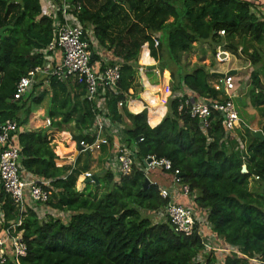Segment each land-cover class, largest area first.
Instances as JSON below:
<instances>
[{
	"label": "trees",
	"instance_id": "1",
	"mask_svg": "<svg viewBox=\"0 0 264 264\" xmlns=\"http://www.w3.org/2000/svg\"><path fill=\"white\" fill-rule=\"evenodd\" d=\"M72 1L83 3L80 21L85 27L91 26L97 43L108 49L119 48L121 80L116 92L106 94L107 118L113 125H125L123 139L137 150V161L128 175L115 176L107 169L102 176L95 174L98 184L89 183L92 187L87 185L84 190L77 188L88 165L81 169L58 164L50 129L27 127L33 104L40 105L49 94L48 89L36 94V88L46 82L45 77L37 76L25 96L14 97L21 77L44 65V51L54 38V20L44 13L41 0H0V31L7 27L0 32V124L8 120L18 124L15 143L21 152V175L50 180L53 189L46 204L32 202L25 210L1 193L4 226L20 220L15 233H22L27 246L26 256L4 264L264 262V139L246 128L244 132L236 129L229 136L224 118L216 110L204 130L187 107L179 110V96L170 97L169 110L156 126L149 124L147 110L132 113L126 104L131 89L133 94L141 90L137 62L143 47V61L159 62L161 70H170L174 94L191 92L199 100L223 101L226 96L213 86L215 76L206 65L186 71L184 57L196 42H209L214 54L217 47L237 54L242 42H250L256 45L253 51L243 49L254 66L249 95L264 115V49L259 46L264 45V15L254 11L255 1ZM221 30L225 35H220ZM154 36L160 40L158 46ZM173 64L175 69L170 68ZM257 64L260 66L256 68ZM48 86L51 129L62 130L63 124L73 122V133L93 142L96 106L87 99L85 85L78 79L60 81L53 77ZM57 117L61 119L54 120ZM262 128L264 132V123ZM243 141L245 150L240 146ZM151 155L170 159L173 169L183 174V183L189 185L186 197L190 202H180L198 215L192 235L175 231L166 216L153 219L169 199L161 196L158 184L145 186L144 167ZM252 179L257 182L253 189ZM101 186L104 190L99 194ZM54 211L69 215V219L64 220ZM202 225L210 226L221 250H214L210 243L211 248L207 247L200 232Z\"/></svg>",
	"mask_w": 264,
	"mask_h": 264
},
{
	"label": "built area",
	"instance_id": "2",
	"mask_svg": "<svg viewBox=\"0 0 264 264\" xmlns=\"http://www.w3.org/2000/svg\"><path fill=\"white\" fill-rule=\"evenodd\" d=\"M256 1V0H253ZM83 10V3L72 0H43V11L54 20V38L47 46L44 53L46 61L42 67H37L28 75L21 77L16 85L14 97L20 99L32 88L37 76H44L47 85L51 79L56 77L60 81L78 79L86 87V97L95 103L96 124L94 126L95 140L87 142L84 137L80 142L83 152L100 150L103 146L113 143L115 154L109 168L115 176L128 175L132 172L136 163V149L129 146L123 139L118 125L110 123L107 118L106 94L109 91L116 92L121 80V65L97 67L93 61V30L85 27L80 21V13ZM220 35H225L221 30ZM155 45L160 40L153 37ZM60 49L63 53L61 62L53 65L50 53ZM159 73V72H158ZM217 90H222L226 99L199 100L191 92L170 93L171 96H179V110L187 107L192 117H198L201 127L206 130L210 126V117L214 110L218 111L224 118V125L227 134L233 135L240 127L241 118L235 107L233 98L238 96L237 80L234 73H225L217 82L213 83ZM123 102H119L122 106ZM46 125H51V119L46 120ZM18 124L16 121L8 120L0 124V195L6 193L22 210L28 199L39 204H46L53 193L50 180H43L36 177L32 179L21 175L20 147L15 143L18 135ZM111 136L113 141L110 140ZM141 140H143L141 138ZM145 171L151 183L158 184L160 194L163 198L169 199L165 209L162 211L166 219L174 227L175 231L192 235L196 230L198 215L195 210L176 200V190L188 195L190 187L182 181L180 170L173 169V163L166 157L151 155L146 159ZM169 171L171 185L167 187L158 179L149 177L151 171ZM85 178H92L93 174L86 172ZM150 183V184H151ZM175 187V188H171ZM52 189V190H51ZM4 210L0 202V264L6 263L9 259L17 262L20 257L27 255V246L23 241L22 233H15L21 224L20 220L4 226ZM201 232V231H200ZM207 247L211 248L208 243ZM215 249V248H214ZM258 264L264 262L258 259Z\"/></svg>",
	"mask_w": 264,
	"mask_h": 264
},
{
	"label": "crops",
	"instance_id": "3",
	"mask_svg": "<svg viewBox=\"0 0 264 264\" xmlns=\"http://www.w3.org/2000/svg\"><path fill=\"white\" fill-rule=\"evenodd\" d=\"M41 1L43 3V0H41ZM254 5H255L254 6V11L257 12L258 14H263L264 15V0H256ZM108 44H109V42H108ZM92 45H93V51H94V53H93V61L97 65V67L103 68L105 66H108L107 61H109V63L114 62L115 65H117V64L121 65L122 58L118 57V55H117V53L119 52V48L114 47L112 49H108L105 45L104 46L99 45L97 43V40L94 37H93ZM143 50H145V47H143L140 50V54H139V61L140 62L139 61L137 62V64H138V67H137V69H138V80H139V82L141 84V90H139L137 93L133 94L134 91H133V89H131L130 90V96H129L126 104H127L128 109L132 113H140V112H142L144 110H147L149 124L151 126H156L157 124H159L161 122V120L164 118V116L167 114V112L169 110L168 109V100H170V97H172L170 93H173V91L170 90V87H171L170 86V79H171V77H170L169 70H167V69L161 70V68L159 66L160 65L159 62H153V61L145 62V61H143L142 58H141ZM221 52L225 54V58L220 59L223 62H220L219 69L215 68V69L211 70V73L215 76V78H214V79H216L215 82H217L221 78L220 76L217 75V73H228L229 71L235 70L236 73H234V74H235V77H236V80H237V86H238V89H239V77L237 76V72L239 70L237 68H239V67L235 68L233 65H231V62H232L231 55L232 54L229 51L223 50ZM239 54H240V52H238L237 54H233V55L236 56V55H239ZM62 58H63L62 51L60 49H57V50L53 51L50 54L49 61L53 65H55V64L61 62ZM237 61L238 60H236V59L233 60V64L235 66H237L236 65ZM225 63H227V64H225ZM192 69H189L188 67H186V64H185V70L186 71H190ZM166 72L169 73L168 76H167ZM251 77H252V75H251ZM45 89H48V91H49L48 93L49 94L46 95V97L44 98L42 103L45 101V99H49L48 108H47V111H49V109H50L51 92H50L49 86L46 84V82L41 84L40 87L36 88V94L40 95L41 93H43V91ZM238 89H237V93H238ZM164 93L166 94V96H165V99L162 100V102H163V105L165 106V113L162 115V117L160 118V120L158 122H156L154 124H151L150 118L151 117L156 118V116H157L156 113H155L157 111V109L154 108V105H153L154 98H157V99L163 98V94ZM249 97H250V95H249ZM250 99H251V97H250ZM251 101H252V99H251ZM252 104H253V101H252ZM253 106L254 107H252L250 111L248 110L249 113L252 115L251 117L253 118L251 123L250 122H245V120L240 117L242 121H241V124H240L239 128H242L243 124H244V127L242 128L243 132H244L245 128L247 129V131H250V130H262L263 131L262 125H263L264 121H261V117L259 116V112L257 110V109H260V110H262V109L257 107V106H255L254 104H253ZM47 119H51L50 116H49V112H47L46 118L44 119V125L41 126V127H46V128L49 127L50 128V126L46 125V120ZM60 119H61V117L54 118V120H60ZM117 125H118L117 127L121 131L122 135H124L123 134V128L125 127V125H121V124H117ZM28 128L29 129H37V128H32V125H30ZM38 128H40V127H38ZM58 131L69 132L70 129H66V128L62 127V130H58ZM70 135H71V133H70ZM74 135H76L75 131H74V133H72V137H71L73 142L68 144L69 145V148H68L69 151L68 152H65L63 150V148H66L65 146H62L61 147L62 151L58 152L57 146L55 145V143L54 142H51V143H52V145H55V150L54 151L59 156L58 164L68 165L65 161L62 160V158H64V159L70 161L69 164H72V165H74L76 167H79L81 169H83V167L88 165V170L83 171L82 176L80 177V179L77 182L78 185L79 184L83 185L82 189H80V190H84L86 188V186L89 184L87 182V180L89 178L85 180V184L82 182V180H83L82 178L84 177V174L86 172H90L93 175H95L96 173H99L102 176V172L109 168V165H110V163H111V161L113 159V155L115 154V150H114V146H112V148L110 149L111 145L110 146L109 145L103 146L100 150H98V152L96 153V155L98 156V161L97 162H100L102 164V171H100V172H95L94 171L93 172V171H91L92 170V167H91L92 165L90 166V164H89L90 161L93 159L91 153L81 151L76 156V158H74L75 153H76V140L73 138ZM66 138H68V137H66ZM240 146H241V149L245 150L246 149L245 141H243L240 144ZM104 147H107V150H105ZM83 153L86 154L87 158L89 159V163H86V162H83V161H79V159H80V157H81V155ZM243 166L246 167L245 164ZM246 171H247V168H246ZM24 177L28 178V179H32L33 178V176H31V175H24ZM153 177L154 178H151V179L162 180L163 185H166L167 187H170V185H171V175L170 174L162 173L161 171H155L153 173ZM251 181H254V180L252 179ZM256 186H257V182L255 181V187ZM171 188H175V187H171ZM176 192H177V194H176V200L177 201H183V202L184 201H186V202L188 201V202H190V199L187 198L186 195L182 194L181 192H178L177 190H176ZM27 200L28 201L26 202V204L24 206V210H25L27 204H30V205L33 204L32 203L33 201H31L28 198H27ZM157 216H158V219H160L161 217H165L163 212L157 213ZM209 230H210V226L209 225H208V227H206L204 225L201 226V235L203 236L205 242L208 243V244L209 243L212 244V246H215L214 248L216 249V251L221 250L222 248H220L217 245L218 242H216L215 236ZM213 241H214V243H213ZM219 252H221V251H219Z\"/></svg>",
	"mask_w": 264,
	"mask_h": 264
},
{
	"label": "rangeland",
	"instance_id": "4",
	"mask_svg": "<svg viewBox=\"0 0 264 264\" xmlns=\"http://www.w3.org/2000/svg\"><path fill=\"white\" fill-rule=\"evenodd\" d=\"M254 44H251L250 42H242L240 47H239V55L234 56L233 53H231V65H233L235 68L239 69L237 72V76L239 77V89H238V96L233 98L234 100V104L235 107L238 111L239 116L245 120V122H252L253 118L251 117L252 115L249 113V111L251 110L253 106L252 101L249 97V90L250 88L253 86V82H252V77H251V73L254 69L253 64L251 63L249 57L247 54H245L243 52V49H245L246 47L249 50V53H251L253 51L254 48ZM264 49V45H259ZM224 49L222 47H217L216 53L214 54L212 46L209 42H204V43H195L194 44V48L193 50L185 55L184 59H185V64L186 67H188L189 69H192L193 67H195L196 65H206L209 70L211 71L212 69L218 68L219 69V64L221 61L220 59H223L219 56V53H221V51H223ZM236 59L238 60L235 66L233 64V60ZM140 62V61H139ZM107 64H109V61H107ZM227 64V63H225ZM109 66V65H108ZM260 64H257L256 68L259 67ZM171 69H175L176 66L173 64L171 67ZM170 72V70H169ZM167 76L169 75L168 72H166ZM170 77H171V72H170ZM262 80H264V75H262ZM216 81V79H212V83H214ZM170 90L172 91V78L170 79ZM166 96V94H165ZM165 96L163 97V99H165ZM241 97V98H240ZM162 99V100H163ZM48 103H49V99H45V101L41 104V105H35L33 104V112L32 114L29 116V123L27 125V127H29L30 125H32V128H38L44 125V119L46 118V114H47V108H48ZM154 108L157 109L156 113V118L151 117L150 121L152 123H155L156 121H158L162 115L165 113V106L163 105V102L159 103V100L157 98H154V102H153ZM168 109H169V100H168ZM249 110V111H248ZM259 112V116L261 117V121H264V115H263V111L260 109H257ZM47 123V121H46ZM262 123V122H261ZM73 122L71 124H63V127L66 129H70L69 132L66 131H58L55 129H50V138H51V142H54L55 145L57 146V150L62 151L61 147L65 146L66 148H63V150L65 152L69 151V143L73 142L72 141V133H73ZM50 126V125H49ZM244 127V124H243ZM242 127V128H243ZM242 128H238V130H242ZM238 130L236 131V134H238ZM71 133V135H70ZM68 137V138H66ZM68 142V143H67ZM74 145V144H73ZM98 152V150L95 151H91L90 153L92 154L93 159L90 161L89 163V159L87 158L86 154H82L79 161H83L86 163H89L90 166L92 167L91 171H95V172H100L102 171V164L98 161V156L96 155V153ZM87 158V159H86ZM63 161H65L68 165H72L69 164L70 161L66 160L64 158H62ZM153 173L154 171L150 172L149 177L150 178H154L153 177ZM82 182L85 184V180ZM92 183V182H90ZM89 185V184H88ZM91 186V185H89ZM255 186V181H251L250 182V187L253 189ZM83 185L81 184H77V188L80 190L82 189ZM92 187V186H91ZM104 190V188L101 186L99 187V194L102 193V191ZM45 210L46 207H44ZM48 212V211H47ZM56 215L63 217L64 220H68L69 219V215H65L62 214L63 212H58V211H54ZM46 213V211H45ZM153 219L158 220V216L157 214L153 217ZM216 250V249H214Z\"/></svg>",
	"mask_w": 264,
	"mask_h": 264
},
{
	"label": "water",
	"instance_id": "5",
	"mask_svg": "<svg viewBox=\"0 0 264 264\" xmlns=\"http://www.w3.org/2000/svg\"><path fill=\"white\" fill-rule=\"evenodd\" d=\"M6 28L7 27H2L1 28V31H0L1 34L4 32V30ZM228 73H236V71L235 70H232V71H229ZM217 75L220 76V77H224L225 73H217ZM50 128L48 127V129H50ZM250 131L256 137H259L261 139H264V132L262 130H250ZM73 138L76 140V153H75V156H74V158H76V156L83 150V146L80 143L83 140V135L82 134L74 135ZM243 171H246V167L245 166H243ZM87 182L88 183H90V182H96V184L99 183V181L97 180V177L95 175H93L92 178H89L87 180ZM150 183H151L150 179L147 178L146 181H145V186L149 185Z\"/></svg>",
	"mask_w": 264,
	"mask_h": 264
},
{
	"label": "bare ground",
	"instance_id": "6",
	"mask_svg": "<svg viewBox=\"0 0 264 264\" xmlns=\"http://www.w3.org/2000/svg\"><path fill=\"white\" fill-rule=\"evenodd\" d=\"M219 56L221 57V58H225V54L224 53H219Z\"/></svg>",
	"mask_w": 264,
	"mask_h": 264
}]
</instances>
